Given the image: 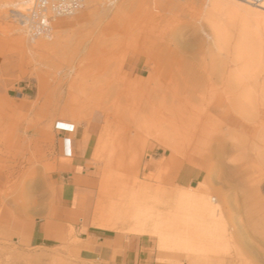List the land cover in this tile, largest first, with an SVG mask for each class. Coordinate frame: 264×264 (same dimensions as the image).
Masks as SVG:
<instances>
[{
  "label": "rangeland",
  "instance_id": "rangeland-1",
  "mask_svg": "<svg viewBox=\"0 0 264 264\" xmlns=\"http://www.w3.org/2000/svg\"><path fill=\"white\" fill-rule=\"evenodd\" d=\"M30 3L0 0V212L53 215L71 161L55 126L75 135L99 113L76 176L84 224L134 234L114 218L134 210L156 264H264V16L235 0H86L31 42L12 12ZM76 242L0 241V264H115Z\"/></svg>",
  "mask_w": 264,
  "mask_h": 264
},
{
  "label": "crops",
  "instance_id": "crops-1",
  "mask_svg": "<svg viewBox=\"0 0 264 264\" xmlns=\"http://www.w3.org/2000/svg\"><path fill=\"white\" fill-rule=\"evenodd\" d=\"M59 113L52 118L58 119ZM69 121V120H68ZM102 125L101 115L94 113L89 121L82 122L75 135L58 133L64 138V154L69 163L59 164V199L53 215L47 218H24L16 210L4 206L0 212V241L13 242L22 249H33L69 244L71 237L77 240L75 246L81 256H96L100 259L113 260L115 264H156L155 244L149 235L123 234L94 228L84 224V218L90 216V196L84 197L85 212L79 208L82 202L76 191V176L87 163L89 147L85 144V135L90 139ZM62 153V149H60ZM65 180V181H64ZM77 181V182H75ZM84 181H81L83 183ZM80 183V182H79ZM90 186L93 187L91 183ZM83 216L82 219L79 217ZM81 220V222H79ZM148 236V237H147Z\"/></svg>",
  "mask_w": 264,
  "mask_h": 264
},
{
  "label": "built area",
  "instance_id": "built-area-1",
  "mask_svg": "<svg viewBox=\"0 0 264 264\" xmlns=\"http://www.w3.org/2000/svg\"><path fill=\"white\" fill-rule=\"evenodd\" d=\"M85 2L86 0H31L26 10L17 12L13 17L29 41L52 40L54 24L60 19L74 17L84 7ZM254 2L260 3L261 0ZM55 130L59 133H70L58 125Z\"/></svg>",
  "mask_w": 264,
  "mask_h": 264
},
{
  "label": "bare ground",
  "instance_id": "bare-ground-1",
  "mask_svg": "<svg viewBox=\"0 0 264 264\" xmlns=\"http://www.w3.org/2000/svg\"><path fill=\"white\" fill-rule=\"evenodd\" d=\"M235 1H237L241 6H243V8L247 12L252 13V14H256V15H260V16H264V3H262L260 5L253 6L252 4L255 5V3L252 2V4L250 3L251 4L250 5L249 0H235ZM252 1H254V0H252ZM262 1L263 0H261V2ZM29 5L22 7V8H17L16 10H13L12 11L13 16H16L17 12H20V11L22 12V11L26 10V8H28ZM105 213H106L105 200H104V197L101 196L97 202V205H96V208L94 211L93 225L100 224L101 221H103V219H104ZM133 213H134V210H131V211L122 210L121 213L118 214L117 216H115L114 218L117 221V224H119V223L133 224V227L131 228L132 233L139 234V235H147L150 232V229H149V225H147V223H144L145 217L141 216V215L137 216ZM156 229H157V231L154 232L156 236L162 238L166 235L165 234L166 228L164 225L163 226H162V224L158 225V228H156Z\"/></svg>",
  "mask_w": 264,
  "mask_h": 264
}]
</instances>
